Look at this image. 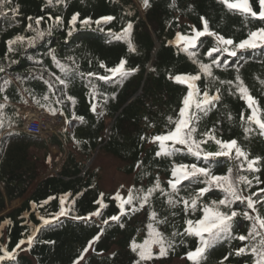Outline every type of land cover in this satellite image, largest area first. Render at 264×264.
<instances>
[{"label": "trees", "instance_id": "16d2710c", "mask_svg": "<svg viewBox=\"0 0 264 264\" xmlns=\"http://www.w3.org/2000/svg\"><path fill=\"white\" fill-rule=\"evenodd\" d=\"M251 3L258 11V0H251ZM15 8H18V12L13 14L12 10ZM75 13H79L81 20L90 17L95 21L103 16H113L115 19L100 26L104 31H100L95 23L82 27L78 22L76 31L68 36L69 21ZM49 16L53 17L52 21L48 19ZM57 16L63 18L62 25L54 24ZM28 17L33 19L29 21ZM38 17H44L40 24L41 29H47L50 24L54 25L51 35H46L31 48L26 46V42L14 44V51L8 52L9 40L17 35H34L27 26L31 23L36 27L35 19ZM202 17L208 21L210 30L236 42L247 38L249 30L264 26L259 20H245L238 12L229 11L220 0H149L147 8L143 6V0H52V4L48 0H4L3 7L0 8V67L4 68L0 72V85L5 79L11 83L5 91H0V104H5L4 113L8 118L5 126L0 128V214L5 211L7 202L23 197L37 179L32 149L47 141L39 135L26 132L24 126L28 118L27 110L45 111L53 115L33 99V96L40 98L44 94H49L53 101L57 96L64 101L63 104L52 105L58 109L56 115H61L66 120L62 138L72 142L85 159L91 161L99 147V152L108 153L126 162V173L133 175L132 188L147 190L154 184L156 177H159L164 188H168L171 160L155 155L158 145L151 142V138L157 134H165L173 127L168 124L167 117L176 118L187 94L186 86L175 83L169 79V75L198 73L197 65L185 53L178 51L175 45H170L169 41H173L177 33L188 35L194 28L202 30ZM128 22L133 24L131 39L135 52L129 51L125 41L111 39L107 34L109 29L113 32L122 31ZM201 41L204 43L199 49L198 58L209 63L210 58L206 53L214 46L215 41L207 36L202 37ZM53 50L62 63L69 69H75L74 78L66 90L51 76V73L63 76L51 59L50 53ZM121 59L127 60L128 68L139 70L122 84H105L95 77L91 78L99 93L92 99L89 77L85 75L80 78L78 74L82 72L104 75L106 73L99 66L100 62L112 67ZM225 59L229 61L227 68H214V74L221 80H234L239 74L251 94L264 108V49L240 51L233 58H228L225 54ZM13 60L18 62L12 64ZM48 79L55 84V95L49 93L48 86L44 83ZM207 83L203 77L198 82L202 91ZM218 87L221 88L222 99L214 110L202 117L197 136L215 127L219 138L225 141L236 139L250 154L249 158L261 157V171L258 173L240 172L239 162L228 157L217 158L213 167L217 175H226L231 168L233 176L244 174L249 179L258 176L259 184L253 179L251 188L244 185L241 187L244 189V196L259 192L260 195L254 197L259 200L264 197V192H260L264 189V136L256 130L245 137L240 116L243 113L247 118L250 110L238 94H228L227 85L221 86L218 82L211 85L210 94H214ZM61 92L64 94L61 95ZM68 95L75 99L74 105L67 100ZM136 95V99L127 105ZM5 96L8 97L7 100ZM92 103L97 104L96 113L90 110ZM73 111L77 116L84 117L85 122L73 119ZM229 113L232 120L228 119ZM58 140L55 136L51 142L60 144ZM203 147L210 152L218 150V146L211 141ZM175 160L177 163L194 162V158L190 156H177ZM138 162H141L139 168ZM96 178V171H92L88 164H83L70 152L57 175L43 179L18 208L0 215V224L10 221L0 229V248L6 247L12 251L19 241H25L17 251L16 260H5L4 264H74L82 253L83 259H79V264H135L138 257L130 245L133 240L142 244L149 239L147 225L150 222L151 209L147 205L135 213L129 209L128 215L121 216L124 225L121 227L120 223L109 219L112 215H119L117 202L110 194L98 188ZM187 184L188 181H184L180 185L184 189L180 192L181 196L194 195L198 188L204 186L196 184L184 188ZM66 194L67 203L75 200L74 212L70 215L88 216L98 209L101 215L93 216L88 221L61 217L55 225L41 227L40 217H50L57 212L59 199ZM101 194L103 202L108 205L106 208H101L96 203ZM158 196L159 193L156 194ZM50 197L56 199L49 200ZM156 197H153L152 209L159 218H166L167 222L154 223V226L173 240L175 247L169 250L168 255L143 264H191L186 253L195 249L197 239L172 236L174 231L183 232L186 227L183 205L170 208L166 198ZM221 198L223 194L213 189L202 199L205 203H211L212 199ZM233 208L240 213L234 220V234L247 236L251 222L243 216L246 204L236 202ZM257 208L261 216H264V204H258ZM248 211L255 215L250 209ZM200 216L202 211H197L194 216L188 214V218L192 219ZM104 220H108V223L104 224ZM34 227H39L40 230L31 250H26L27 237L31 235ZM98 234L99 240L89 247V242ZM249 243L250 241L238 239L222 241L208 250L204 264H253L254 258L251 254H235L238 248ZM85 248L88 249L86 253ZM152 251L158 256L159 246L153 245ZM177 258L186 260L176 263L174 260Z\"/></svg>", "mask_w": 264, "mask_h": 264}, {"label": "snow or ice", "instance_id": "6c2138e0", "mask_svg": "<svg viewBox=\"0 0 264 264\" xmlns=\"http://www.w3.org/2000/svg\"><path fill=\"white\" fill-rule=\"evenodd\" d=\"M62 2V0H59ZM229 11L238 12L242 15L245 20L252 18L259 20L264 23V0H258L259 10H255L251 3V0H220ZM4 0H0V8L3 7ZM49 4H52V0H48ZM143 6L145 8L149 7V0H143ZM13 14L18 12V8L12 10ZM33 18L28 17L31 21ZM44 17H38L35 19L36 27H33L31 23L28 24V30L34 33L31 37H25L23 35H17L14 39L7 42L8 52L14 51L12 45L26 42L28 48L34 47L35 44L44 39L46 35H51L53 24H50L47 29H41L40 24ZM50 21L53 17L49 16ZM115 19L113 16H103L95 21H92L90 17L80 19L79 13L73 14L69 21V28L67 35L71 36L74 31H76L77 23L83 26H90L95 23L100 31H104V28L100 27L102 24L107 25ZM202 30L193 29L191 34L184 35L177 33L173 41H169L170 45H175L178 51L185 53L194 64L198 67L197 74H178L175 76L169 75V79L174 80L175 83L185 85L187 88V94L182 100V107L179 109L178 114L175 119L169 116L167 117L168 124L173 125L165 134H157L151 138V142L158 145V151L156 152L157 157L167 158L171 160V179L168 180V188H164L161 185L159 177H156L154 184L147 190L143 188L136 189L132 188L128 191L126 197L122 196L120 192H117L112 199L117 202L119 208V215H112L109 217L110 220L120 223L121 216L128 215L129 209L132 213L143 209L146 205L150 207V222L148 223V236L144 243L138 244L135 240L131 242V250L136 253L138 259L135 264H143V262L151 261L154 258H160L168 255L169 250L174 249L175 243L173 240L164 236L163 233L158 231L154 226L155 224L166 223V218H159L157 212L152 209L153 197L159 193L156 198L165 199L166 203L170 208H175L177 206L183 205V211L185 213V225L183 232L172 233V236L177 235L187 236L197 239L198 243L194 250H189L186 253V258L191 264H204L206 260V254L209 249L215 247L218 243L222 241H231L238 239L240 241H250V243L244 247H240L236 250L235 254L237 256L251 254L253 256V264H264V216H261L257 208L258 204H264V197L257 200L254 197L259 196L260 193H252L248 196L243 195L242 185L251 188L253 184V179L257 184L260 183L259 177L255 176L253 179H249L247 175L238 174L233 176V170L229 168L228 174L217 175L213 171V167L217 162L219 157H228L230 159H236L238 163V169L240 172L258 173L261 171V157L249 158L250 154L245 151L242 146H240L236 139H231L225 141L216 135V128L213 127L197 136L198 125L202 117H205L214 110L220 103L221 88H216L214 94H210L211 85L219 83L221 86H228L229 95H239V98L245 102L247 108L250 110V115L245 118L244 114L241 113L240 121L247 138L250 133L258 130L261 136H264V108L259 104V101L251 94L249 88L245 85L243 79L237 74L234 80H221L214 74V68H227L229 61L225 59V54L228 58L237 57V53L246 50H256L264 49V26L259 27L256 30H249L247 33V38L236 42L232 38H225L223 35L210 30L209 23L203 17ZM55 25H62L63 18L57 16L54 18ZM133 24L128 22L126 27L120 32H113L108 30V36L111 39L118 41H125L128 45L129 51L135 52V46L132 42ZM212 37L215 41L213 47H211L206 55L210 58L209 63L201 61L199 57V49L203 47L204 41H201L202 37ZM219 53V55H214ZM51 59L55 64L56 68L59 69L63 76H57L55 73H51V76L55 77V80L59 82L60 85L64 86L66 90L71 79H73V73L75 69H69V67L62 63L54 54V50L50 53ZM71 59V58H69ZM222 60L224 61L222 63ZM18 61H11L12 64ZM36 63H42V61H36ZM127 60L121 59L119 63L115 66L108 67L105 63L100 62V67L105 70L104 75L97 73H82L78 75L83 78L85 75L89 77L90 84V96L95 99L99 94L97 90V85L92 82L93 77L96 80L102 81L105 84H122L130 76L134 75L139 69L138 68H128ZM155 71V69H152ZM4 68L0 67V72H3ZM237 73L239 72V66L236 68ZM205 78L208 83L205 85L202 91L198 82L201 78ZM43 79V77H37ZM10 80L5 79L0 85V91H5ZM47 84L49 93L55 95V84L51 79L44 80ZM264 83V81H262ZM234 89V91H233ZM25 91H29L25 89ZM31 94V93H30ZM64 93L61 92V95ZM114 98V97H113ZM8 97L5 96V100ZM35 103L46 107L47 110L56 115L58 109L53 107L55 104H63V100L56 97L53 101L50 99L49 94H44L40 98L33 96ZM67 100H70L72 104H75V99L68 95ZM42 101L44 102L42 104ZM106 102V98H105ZM27 103V101H25ZM5 104H0V128L5 126V121L8 119L4 113ZM97 104L92 103L90 105V110L96 113ZM62 114V113H61ZM101 115L103 113H100ZM73 119L79 120L81 123L85 122L84 117L77 116L73 111ZM228 119L232 120L233 117L229 113ZM255 126V127H253ZM143 140L144 137L142 136ZM75 140V138H74ZM209 141L214 142L218 146V150L215 152H210L204 149L203 145L207 144ZM79 143V141H75ZM234 153V156H233ZM193 157L194 162L192 163H177L175 157ZM51 159V158H49ZM141 166V162H138L137 167ZM148 173H144L147 175ZM188 181L184 188L190 187L196 184H202L196 190L194 195L189 197H184L180 195L183 191L180 187ZM217 189L223 194V198L216 200L212 199L211 203L203 202V197L209 193L211 190ZM260 192H264L261 189ZM56 199V197H50L49 200ZM49 201H45L48 203ZM68 202V195L60 197L59 199V210L50 217L41 216L42 220L41 227L53 226L61 217H69L74 220H91L93 216L99 217L101 215L100 210L90 213L88 216H77L70 215L74 212L73 205L75 200L71 203ZM236 202H240L242 205L246 204V209L243 211V216L251 222L250 230L245 235H235L234 234V220L240 214L237 210H234L233 205ZM67 203V207L65 204ZM101 208H106L108 205L103 202V194L101 198L96 201ZM138 205V207H137ZM35 207V204L33 205ZM128 206V207H126ZM250 209L255 215H251L248 211ZM197 211H202V216L196 219L188 218V214L191 213L193 216ZM175 215V213H173ZM10 221H4L0 224V229L3 228L4 224H8ZM104 224L108 223V220L103 221ZM39 227H34L31 235L27 237L28 249L31 250L33 242L36 239L37 233L39 232ZM103 231V230H102ZM100 238L99 234L94 237L93 241L89 242V247ZM25 241L21 240L18 242L16 247L9 251L6 247L0 248V264H4V261L14 262L16 260L17 251L21 248V245ZM45 243H54L51 241H45ZM183 243V241H181ZM159 246L158 256L154 255L152 251V246ZM87 248L84 252H87ZM79 259H83V253ZM79 259L74 262V264H79ZM227 259V257H225ZM222 264V262H221Z\"/></svg>", "mask_w": 264, "mask_h": 264}, {"label": "rangeland", "instance_id": "374dc122", "mask_svg": "<svg viewBox=\"0 0 264 264\" xmlns=\"http://www.w3.org/2000/svg\"><path fill=\"white\" fill-rule=\"evenodd\" d=\"M34 113L37 112L31 111L29 117ZM46 123L47 126L44 129L43 138L47 142L41 143V145L35 146L32 149V153L34 154L33 162L37 175L36 181L39 180L40 182L44 178L57 175L65 162V158L67 157L66 154L71 152L75 154L77 159L82 161L83 164H88L92 171H96V184L100 190L110 194L111 198H113L117 192H120L124 197L128 194V191L133 187L134 180L133 175L126 173L125 161L108 153L99 152V150H97L92 156L91 161H89L78 153V150L74 148L72 142H62L60 139V145H55V143L51 142L54 139L53 135L55 133H61V130L66 127V123L57 124L49 120ZM48 137L50 138L48 139ZM36 181L23 197L13 200L12 202H7V207L3 213L18 208L23 200H25L37 187L35 186ZM185 260V258H177L174 262L183 263Z\"/></svg>", "mask_w": 264, "mask_h": 264}, {"label": "built area", "instance_id": "2783aa9c", "mask_svg": "<svg viewBox=\"0 0 264 264\" xmlns=\"http://www.w3.org/2000/svg\"><path fill=\"white\" fill-rule=\"evenodd\" d=\"M49 117L46 113L41 112L37 117L30 118L25 125V130L31 134H42L44 133V129L47 126V121Z\"/></svg>", "mask_w": 264, "mask_h": 264}, {"label": "clouds", "instance_id": "9594fccd", "mask_svg": "<svg viewBox=\"0 0 264 264\" xmlns=\"http://www.w3.org/2000/svg\"><path fill=\"white\" fill-rule=\"evenodd\" d=\"M144 19H146V17L144 18ZM139 95V94H138ZM137 96V95H136ZM135 97V96H134ZM132 99V98H131ZM130 99V100H131ZM128 104V103H127ZM31 111H34V112H37V113H34L33 115H31L30 117H29V113H31ZM41 112H44V111H35V110H27V113H28V118H27V120H26V123L28 122V120L30 119V118H33V117H37L38 116V114L39 113H41ZM37 115V116H36ZM49 121H52L53 123H57V124H62V123H66V120H65V118L63 117V116H61V115H54L52 118H50L49 117ZM26 123H25V125H26ZM24 130H25V126H24ZM63 130V129H62ZM62 130H61V133H55L54 135L55 136H57V138L59 139L58 141H60V139H61V141L62 142H65L64 140H63V138H62ZM26 131V130H25ZM27 132V131H26ZM31 134V133H30ZM33 135H39V136H41L42 138H43V136H44V133H43V135L42 134H33ZM53 135V136H54ZM54 136V137H55ZM49 138V137H48ZM55 145H60V144H58V143H55ZM97 150H99V147H98V149ZM68 154H69V152L66 154V156H68ZM67 158V157H66ZM66 158H65V161H66ZM62 168V167H61ZM61 170V169H60ZM59 173V172H58ZM57 173V174H58ZM45 179V178H44ZM43 180V179H42ZM41 180V181H42ZM40 181V182H41ZM39 182V183H40ZM38 183V184H39ZM4 212V211H3ZM10 212V211H9ZM8 213V212H7ZM2 214V213H1ZM0 214V215H1ZM3 215V214H2Z\"/></svg>", "mask_w": 264, "mask_h": 264}, {"label": "water", "instance_id": "95a60500", "mask_svg": "<svg viewBox=\"0 0 264 264\" xmlns=\"http://www.w3.org/2000/svg\"><path fill=\"white\" fill-rule=\"evenodd\" d=\"M143 17L145 18L144 14H143ZM136 97H137V96H135V97H133L131 100H129L128 104L131 103V102H133V101L136 99ZM128 104H127V105H128ZM38 182H39V180L36 181L35 186H37ZM23 201H24V200H23ZM18 203H19V202H18ZM22 203H23V202H22ZM6 213H7V212H6ZM6 213H2V214H6ZM2 214H1V215H2Z\"/></svg>", "mask_w": 264, "mask_h": 264}, {"label": "crops", "instance_id": "0c3cea01", "mask_svg": "<svg viewBox=\"0 0 264 264\" xmlns=\"http://www.w3.org/2000/svg\"><path fill=\"white\" fill-rule=\"evenodd\" d=\"M49 138H50V137H49ZM49 138H48V139H49Z\"/></svg>", "mask_w": 264, "mask_h": 264}]
</instances>
